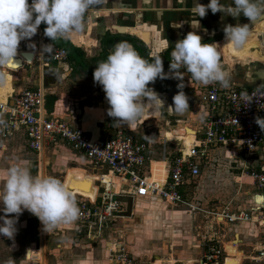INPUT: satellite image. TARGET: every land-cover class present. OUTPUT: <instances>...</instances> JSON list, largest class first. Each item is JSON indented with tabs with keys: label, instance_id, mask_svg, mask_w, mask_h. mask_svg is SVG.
Returning a JSON list of instances; mask_svg holds the SVG:
<instances>
[{
	"label": "crops",
	"instance_id": "1",
	"mask_svg": "<svg viewBox=\"0 0 264 264\" xmlns=\"http://www.w3.org/2000/svg\"><path fill=\"white\" fill-rule=\"evenodd\" d=\"M209 2L210 0H199V3L204 5ZM221 2L227 5L232 3V0H221ZM192 6L193 0H101L94 13L86 18L84 31L74 33L71 38L57 39L56 41H51L50 38L44 35L46 25L42 23L38 28L37 34L30 39L22 40L18 49V55L22 52H34L35 58L33 61L25 62L19 69L8 67L0 70L6 73V82L0 84V96L3 100H6L12 91L18 92L24 89L43 87L47 93V113L63 118L74 127H82L86 131L93 132L95 137L100 134H114L119 129H127L133 133L135 131L137 136L149 143V155L152 160L151 168L154 178L165 179L168 165L164 159V150L167 153H169L168 150H177L179 148L177 140L184 139L180 135H186L184 134L185 132L193 133V129L199 123V118L202 114L200 83L190 79V74L184 72L183 91L189 97L190 113L179 116L168 106L173 103L172 98L179 91L177 84L181 81L176 78L161 79L158 77L155 82L149 84V87L153 88L164 102H161L157 111H152L150 106H146L142 118L137 121L134 127L130 128L124 123H114L113 118L108 116L107 109L109 105L106 101L105 93L102 86L94 83L93 72L98 62L107 58L118 41H128L141 56L149 61H151L152 55L158 52L163 60L164 72L168 73L170 53L172 48L175 47V43L179 39L184 38L188 32L194 31L202 37L204 43H213L217 48L219 62L230 79L229 84L240 88L264 87V20L259 21L251 29L252 35L247 46L243 49H238L227 43L224 27L228 24L235 25L251 22L247 17L241 15L235 18L219 11L213 14L209 9L207 14L201 18L191 12ZM121 27L123 28V33L119 30ZM128 36L133 37L135 41L129 40ZM33 44L35 47L31 46ZM47 44H51L52 50L50 52L44 51L43 46ZM70 46L79 49L74 56L67 49ZM57 47H64L68 50L66 60L60 62L52 60L51 53ZM185 140L188 144L189 140L186 138ZM53 148V152L59 157L62 150L66 149L62 143ZM66 150L69 157H74L77 161L85 159L87 165L90 164L88 166H91L84 154L68 148ZM226 153L228 154L229 150L225 151ZM258 157H262V151ZM46 158H48L47 155ZM46 158L44 161H46ZM261 159H264V156ZM251 161L258 163L259 160L252 159ZM46 162L45 176H49L47 171L48 161ZM41 163L42 160H39V166L36 167L38 175H40ZM88 169L80 166L68 168L66 171L64 183L66 176L70 173L79 174L88 179L90 186L88 193H78L76 195L96 199L99 194L96 180L100 178L105 183L110 184V181H112L116 184L117 189L120 187V180L116 179L114 181L113 175L99 176ZM101 170L107 169L101 168ZM150 198L163 201L158 196ZM260 198L261 201L259 200V203L264 204V192L260 195ZM165 203L173 207L167 202ZM253 220L259 222L257 216H254ZM75 221L77 223L76 229L78 227L79 230L80 222ZM113 221L110 220L101 233H95V235L92 234L89 237L97 238V241H101L105 237L104 232L110 229ZM76 223L74 222V224ZM66 225L69 224L67 223ZM41 226L40 223L38 227L40 231L39 237L42 236L40 242L43 241V228ZM208 237H213L214 242L218 241L216 233L209 234ZM204 238L206 239L207 237L205 236ZM108 242L110 241L107 240L105 242L106 255L107 253L109 254L108 247L111 243ZM87 244H84L88 247L86 252L89 253L86 258L90 262V259H93L91 255H94V253H91L89 248L92 252L95 248L93 247L94 245ZM204 244V242L197 244L199 249L204 247L203 254L207 251L209 245L206 244V246ZM230 244L227 243L225 247L228 252L225 264H234L231 260L235 259V257L242 258V253L237 247L235 248ZM98 245L100 244L98 243ZM126 247L130 251L127 245ZM36 249L44 248L40 246ZM43 251L45 264H47L48 259L45 249ZM228 257H230L229 260H227ZM86 258L84 259L86 260ZM168 258H173L172 254ZM172 261H177L178 263L183 261V264L186 261V264H189L194 262V259ZM107 262L108 264H116L111 260Z\"/></svg>",
	"mask_w": 264,
	"mask_h": 264
},
{
	"label": "built area",
	"instance_id": "2",
	"mask_svg": "<svg viewBox=\"0 0 264 264\" xmlns=\"http://www.w3.org/2000/svg\"><path fill=\"white\" fill-rule=\"evenodd\" d=\"M67 57L68 50L64 47H57L51 53L55 62L64 61ZM170 61L171 57L169 65ZM180 71L186 72L183 68ZM200 89L202 114L199 123L190 133L189 144L177 140L179 148L174 153L164 150L168 165L164 180L154 178L150 147L145 139L127 129L95 137L93 132L72 126L63 118L47 113V93L43 87L12 91L6 100L0 96V119L5 121L0 124V129L5 137L22 130L28 148L39 160L46 158L51 145L62 143L68 149L84 154L93 166L107 169L109 175L120 180L118 189L112 181L106 183L101 197L97 195L96 199L76 195L79 198L76 200L79 233L89 237L101 233L110 220L124 217V197L158 196L171 206L186 203L190 189L198 183L210 158L218 151L229 150L228 157L244 160L248 169L244 174L264 189V159L260 158L252 169L249 165L261 151L264 156V131L255 122L256 117L264 118V87L240 88L231 84L223 87L214 82L206 86L200 84ZM101 181L104 182L103 179ZM241 216L243 214L237 218ZM227 218L238 220L226 213L217 217L219 221ZM207 240L210 243L199 262L225 264L227 257L223 256L224 251L218 241L213 243V237H207ZM108 250L110 260L116 264H178L172 258L147 260L135 257L126 244L119 241L111 242ZM26 256L29 261L42 263V259L29 257L27 250Z\"/></svg>",
	"mask_w": 264,
	"mask_h": 264
},
{
	"label": "clouds",
	"instance_id": "3",
	"mask_svg": "<svg viewBox=\"0 0 264 264\" xmlns=\"http://www.w3.org/2000/svg\"><path fill=\"white\" fill-rule=\"evenodd\" d=\"M101 0H0V69L14 65L20 42L30 39L44 23V35L56 41L68 39L74 33L86 28V18L93 14ZM213 14L223 12L238 18L247 17L254 25L264 20V0H232L225 5L221 0H210L207 5L193 0L191 12L204 17L208 10ZM194 28L196 26L193 25ZM225 39L238 49L247 46L251 33L248 23L225 25ZM35 47V45H31ZM44 51H51V44L44 45ZM169 72H164L163 60L157 52L151 61L141 56L128 41H118L107 58L98 62L94 72V83L102 86L109 105L108 116L113 122L134 127L142 118L145 107L157 111L163 101L149 84L159 77L176 78L179 91L168 107L177 115L190 113L189 97L183 91L184 72L190 79L202 85L218 82L229 86L218 51L213 43H204L202 37L190 31L175 43L170 53ZM6 82V73L0 71V84ZM164 102V101H163ZM255 122L264 131V118ZM5 121L0 119V124ZM0 187V235L14 238L18 231L16 224L20 214L27 210L36 216L47 233L59 225L78 218L79 208L70 187L54 176L33 175L31 170L19 162L10 164ZM8 214H16L9 216ZM6 264H14L13 259Z\"/></svg>",
	"mask_w": 264,
	"mask_h": 264
},
{
	"label": "rangeland",
	"instance_id": "4",
	"mask_svg": "<svg viewBox=\"0 0 264 264\" xmlns=\"http://www.w3.org/2000/svg\"><path fill=\"white\" fill-rule=\"evenodd\" d=\"M180 136L184 139L178 140H184L186 143V138L190 143L189 132ZM26 140L22 130L5 137L0 129V187L4 179L3 174L10 164L19 162L28 167L33 175H38V156L29 150ZM53 147H49L52 151L48 152L46 158L49 176L64 181L68 168L80 166L89 168L90 172L99 176L109 175L107 170H101L92 164L88 166L90 164L87 165L85 159L77 161L74 157H69L67 147L62 150L60 157L56 156ZM174 151L168 150L169 153ZM224 153L218 151L210 158L202 177L190 189L189 199L184 204L170 207L160 199L124 197V217H117L111 223L101 241L80 234L74 220L76 224H61L51 233H45L43 230V241L40 242L42 236L39 237L38 227L41 222L25 210L18 217V231L14 238L0 235V264H6L9 259H13L14 264H38L27 259L26 250L29 257L39 259L41 249L36 248L40 246L45 249L47 264H108L110 256L108 253L106 255L107 240L124 242L133 256L148 258L147 260L165 259L172 254L173 260L194 259V262L189 264H201L199 260L202 258L204 247L199 249L197 244L210 243L204 237L214 233L224 251L223 256L228 255L225 248L227 243H231V246L237 247L242 253V258L235 257L236 261L231 260L234 264H238V261L239 264H264V207L259 203L264 189L245 175L248 169L244 166V160L240 157L239 160L231 159ZM260 158L262 157H255L256 160ZM249 165L251 169L256 167V163L252 161ZM101 179L96 180L100 197L106 187V183ZM116 179L118 178L115 176L114 181ZM76 200H79L78 196ZM222 213L234 215L235 219L238 215L243 216L235 221L230 218L219 221L217 217ZM3 215L5 214L0 211V216ZM254 216L258 217L259 222L253 220ZM85 243L94 245L95 248L93 252L89 248V251L94 253L90 254L93 257L90 262L86 258L89 253L86 252L88 247ZM229 259L230 257L227 260ZM181 262L177 263L183 264V261Z\"/></svg>",
	"mask_w": 264,
	"mask_h": 264
},
{
	"label": "bare ground",
	"instance_id": "5",
	"mask_svg": "<svg viewBox=\"0 0 264 264\" xmlns=\"http://www.w3.org/2000/svg\"><path fill=\"white\" fill-rule=\"evenodd\" d=\"M34 58H35L34 52H31V51L22 52L20 55H17V57H16L17 62L14 65L10 66V68L19 69L24 65L25 62H32ZM46 163H47L46 161L42 160V163L40 165L41 166V168H40V175L41 176H45V169H46L45 165H46ZM112 177H113V179L115 178L114 175ZM155 179L164 180L163 178H155ZM65 184H67L70 187V190L72 191L74 196L78 193L79 194H87L89 189H90L88 179L82 175L75 174V173H70L66 176ZM43 250L44 249H41L40 259H42V264H45V256H44Z\"/></svg>",
	"mask_w": 264,
	"mask_h": 264
},
{
	"label": "trees",
	"instance_id": "6",
	"mask_svg": "<svg viewBox=\"0 0 264 264\" xmlns=\"http://www.w3.org/2000/svg\"><path fill=\"white\" fill-rule=\"evenodd\" d=\"M128 39L131 41H135V39L131 36H128ZM67 49L69 50L70 54H72L73 56L75 55V53H77V51H79V49H77L76 47H73V46L67 47Z\"/></svg>",
	"mask_w": 264,
	"mask_h": 264
},
{
	"label": "water",
	"instance_id": "7",
	"mask_svg": "<svg viewBox=\"0 0 264 264\" xmlns=\"http://www.w3.org/2000/svg\"><path fill=\"white\" fill-rule=\"evenodd\" d=\"M248 24H249L250 28L252 29L257 23L254 25L253 22H249ZM119 30H120L121 33H123V28L122 27ZM263 207H264V204H263Z\"/></svg>",
	"mask_w": 264,
	"mask_h": 264
},
{
	"label": "snow or ice",
	"instance_id": "8",
	"mask_svg": "<svg viewBox=\"0 0 264 264\" xmlns=\"http://www.w3.org/2000/svg\"><path fill=\"white\" fill-rule=\"evenodd\" d=\"M75 186V185H74Z\"/></svg>",
	"mask_w": 264,
	"mask_h": 264
}]
</instances>
